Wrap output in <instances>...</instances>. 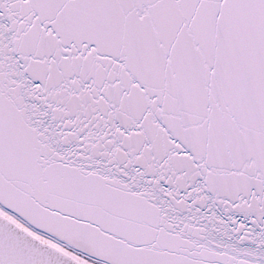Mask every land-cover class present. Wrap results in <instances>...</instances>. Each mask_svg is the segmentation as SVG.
I'll return each mask as SVG.
<instances>
[{"label": "snow or ice", "instance_id": "obj_1", "mask_svg": "<svg viewBox=\"0 0 264 264\" xmlns=\"http://www.w3.org/2000/svg\"><path fill=\"white\" fill-rule=\"evenodd\" d=\"M0 264H264V0H0Z\"/></svg>", "mask_w": 264, "mask_h": 264}]
</instances>
